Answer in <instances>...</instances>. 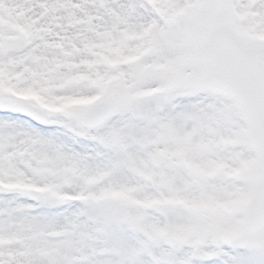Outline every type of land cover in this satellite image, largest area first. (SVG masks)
Returning <instances> with one entry per match:
<instances>
[{"label":"snow or ice","instance_id":"snow-or-ice-1","mask_svg":"<svg viewBox=\"0 0 264 264\" xmlns=\"http://www.w3.org/2000/svg\"><path fill=\"white\" fill-rule=\"evenodd\" d=\"M0 264H264V0H0Z\"/></svg>","mask_w":264,"mask_h":264}]
</instances>
